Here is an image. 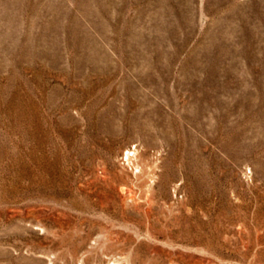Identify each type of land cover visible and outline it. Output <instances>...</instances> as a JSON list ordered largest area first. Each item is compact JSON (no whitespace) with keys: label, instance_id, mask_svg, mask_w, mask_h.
Masks as SVG:
<instances>
[{"label":"rangeland","instance_id":"rangeland-1","mask_svg":"<svg viewBox=\"0 0 264 264\" xmlns=\"http://www.w3.org/2000/svg\"><path fill=\"white\" fill-rule=\"evenodd\" d=\"M0 264H264V0H0Z\"/></svg>","mask_w":264,"mask_h":264},{"label":"built area","instance_id":"built-area-1","mask_svg":"<svg viewBox=\"0 0 264 264\" xmlns=\"http://www.w3.org/2000/svg\"><path fill=\"white\" fill-rule=\"evenodd\" d=\"M135 152H136V148H135V146H131L130 148H127L124 152H123V154H122V156H121V160H123L126 164H128V166L130 167H132V164H131V162H132V158L134 157V155H135Z\"/></svg>","mask_w":264,"mask_h":264}]
</instances>
